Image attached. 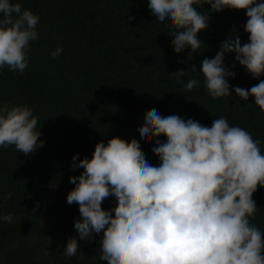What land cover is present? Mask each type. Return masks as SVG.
I'll use <instances>...</instances> for the list:
<instances>
[{
    "label": "trees",
    "instance_id": "obj_1",
    "mask_svg": "<svg viewBox=\"0 0 264 264\" xmlns=\"http://www.w3.org/2000/svg\"><path fill=\"white\" fill-rule=\"evenodd\" d=\"M12 2L39 15V39L30 42L23 73L0 68V104L32 108L44 144L27 156L14 146L0 147V216H13L11 223L0 220V264H107L100 259L103 232L81 239L74 227L82 219L79 205L57 202L43 191L73 189L69 177L83 171L72 168L73 156L91 158L98 142L106 144L113 137L137 139L148 162L159 166L154 141L145 143L138 131L148 110L207 127L224 117L230 126L259 139L264 153V112L254 97L243 101L234 92L235 87L250 89L264 76L253 78L235 53H227L224 65L236 73L227 77L232 96L214 99L200 73L202 61L214 58L226 39L239 36L242 44L249 42L246 10L217 13L207 4L195 6L209 15L208 27L198 33L203 43L195 53L190 47L176 53L171 22H158L149 0ZM57 47L63 52L53 58ZM178 70L186 71L179 80L170 74ZM191 79L199 86L187 90ZM9 192L11 199L4 200ZM253 199L257 211L250 222L264 233V187H258ZM116 203L110 196L102 207L111 210ZM44 212H50L48 220L41 218ZM73 236L79 252L69 258L63 252Z\"/></svg>",
    "mask_w": 264,
    "mask_h": 264
},
{
    "label": "clouds",
    "instance_id": "obj_2",
    "mask_svg": "<svg viewBox=\"0 0 264 264\" xmlns=\"http://www.w3.org/2000/svg\"><path fill=\"white\" fill-rule=\"evenodd\" d=\"M205 4L217 13L225 8L246 10L248 17L244 29L249 42L242 44L239 36L226 39L215 57L201 64L208 94L229 97L227 77L235 78L236 73L224 65L227 53H235L253 78L264 76V2L149 0L148 7L158 22H171L176 53L188 47L195 53L203 43L198 33L209 20L195 6ZM39 22V15L20 3L0 0V68L25 71L30 42L39 39ZM62 52L57 47L51 55L56 58ZM170 74L179 80L186 71ZM197 86L196 79L185 85L187 90ZM234 92L243 101L254 97L264 112V80L250 89L235 87ZM33 111L26 105L0 104V147L14 146L27 156L43 146ZM138 131L145 143L154 141L159 166L148 162L135 138L113 137L106 144L98 142L91 158L73 156L72 168L83 171L69 177L75 187L67 202L79 205L82 219L74 223L79 237L103 232L100 259L107 264H264V233L250 222L257 211L253 194L264 187L261 141L240 126H230L224 117L207 127L178 115L162 116L156 109L145 112ZM110 196L117 203L107 210L102 203ZM0 220L11 223L13 216ZM78 252L77 238L70 237L65 256ZM44 254L49 255L47 249Z\"/></svg>",
    "mask_w": 264,
    "mask_h": 264
},
{
    "label": "rangeland",
    "instance_id": "obj_3",
    "mask_svg": "<svg viewBox=\"0 0 264 264\" xmlns=\"http://www.w3.org/2000/svg\"><path fill=\"white\" fill-rule=\"evenodd\" d=\"M72 190L70 187L60 186L51 189L50 191L44 190L43 193L46 195H52L54 200L57 202L67 201V195ZM50 212H44L41 216L42 219L48 220ZM64 254V252H63Z\"/></svg>",
    "mask_w": 264,
    "mask_h": 264
}]
</instances>
